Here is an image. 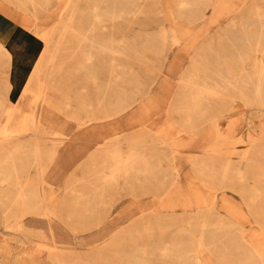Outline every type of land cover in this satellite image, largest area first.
<instances>
[{
	"label": "rangeland",
	"instance_id": "rangeland-1",
	"mask_svg": "<svg viewBox=\"0 0 264 264\" xmlns=\"http://www.w3.org/2000/svg\"><path fill=\"white\" fill-rule=\"evenodd\" d=\"M49 1L46 5L37 2L38 7L32 6L36 21L27 18L31 26L27 29L36 33L45 47L20 93L19 103L25 113L18 111V101L15 104L10 102L8 80L0 79V113L3 112L0 114L2 245L11 244L16 253L32 252L37 260L41 258L53 264L49 248L43 246L47 244L37 242L35 236L20 229L27 219L39 220L40 224L34 225L33 230L44 233L46 243L55 241L59 248L75 251L64 250L63 257L68 264H78L67 259L66 254L72 253L88 264H126L125 256L115 255L116 250L131 251L145 245L156 247L174 240L196 241L194 216L201 212L211 223L216 222L217 215L221 214L239 225L237 232L246 239L247 245L263 255L264 172L260 169L264 167V109L252 101L253 92L242 87V93L232 88L222 99H202V103L211 107L205 115L195 110L181 111L178 106L191 101L193 88L187 87L185 94L182 91L179 94V87L185 73L195 71L193 67L196 65L190 69L192 61L207 66L204 74L211 77L209 83L224 85L229 71L222 57L234 55L238 60L242 53L248 56L246 62L227 65L239 79L253 76L256 66L262 64L264 53L253 44L248 47L246 36L254 28L259 36L264 34V0H221L228 12L213 26L208 23L214 17L216 7L213 4L217 0H129L133 9L141 10L140 14L118 15L115 20L104 15V22L97 26L93 15L87 11L89 4L95 1L104 9H111L113 5L102 2L108 0ZM109 1L121 3L128 0ZM2 5L5 14H13V20L18 22V19L25 18L8 3ZM122 6L114 5L117 13ZM203 14L207 17L206 22L198 19ZM233 19L244 23L247 32L240 25L227 26ZM68 23L75 29L74 36L64 34L63 25ZM218 28L231 31L237 46L221 44L216 33ZM78 34L87 35L93 43L80 40ZM163 34L166 41L162 40ZM204 43L212 46L213 53L206 52V49L210 50L209 46L202 52ZM104 44L117 53L102 50L100 46ZM8 58L5 52L0 55V67L6 65L5 59ZM122 62L155 63L152 69L140 70L116 65ZM127 73H130L131 86L135 87L142 77L147 85L152 78L158 80L154 92L134 106V111L143 110L145 114L138 112L134 115L124 130L121 120L132 112L117 114L111 101L99 97L96 90L105 88L109 93L120 92ZM203 75L200 82H203ZM117 97L113 95L112 98ZM42 113L47 114L49 124L40 122ZM169 120L181 124L189 121L194 127L192 130L181 129L185 140H166L177 134L176 129L168 128ZM216 126L232 138L217 137ZM10 133L15 136L12 143L21 142L13 149V156L8 155L10 150L1 143L3 135ZM130 134L153 139L155 142L152 141L150 147H155V151H151L164 158H170L167 156L170 152H177L176 164L168 165L176 170L157 175L177 178L173 181L169 178L161 190L140 188L137 184L135 189H130L121 181L120 189L111 190L110 186L105 191L91 216L80 222H67L66 212L72 208L80 209L74 193H91V188L101 183L99 171L111 164L108 145L118 138L126 152L129 145L126 138ZM28 137L31 151L34 149L29 166L21 159L26 157ZM229 160L236 171L221 183L214 178L221 177V173L205 174L197 170L203 163L220 170ZM11 162H15V169ZM41 194L56 197L58 205L49 207L56 211L54 216L46 217L42 210L34 213L38 200L42 199ZM8 197L12 198L10 205L7 204ZM47 220L52 222V233L45 224ZM184 230L192 234L181 236L180 232ZM195 248L203 264H225L220 259L221 253L197 245ZM229 256L233 258V255ZM253 261V257L244 254L243 264H254ZM151 262L163 264L158 256ZM1 263L38 264L26 259L14 262L5 257L0 259Z\"/></svg>",
	"mask_w": 264,
	"mask_h": 264
},
{
	"label": "crops",
	"instance_id": "crops-1",
	"mask_svg": "<svg viewBox=\"0 0 264 264\" xmlns=\"http://www.w3.org/2000/svg\"><path fill=\"white\" fill-rule=\"evenodd\" d=\"M0 55L4 54V52L9 55L8 59H5L6 62L3 66L0 67V79H7L9 85H10V102L12 104H15L16 101L19 102V97L22 89L24 88L25 84L28 81V78L35 66L36 61L42 54L44 50V43L40 39V37H37L34 29L33 34L28 29H31L30 23L28 24V20L30 18H33L35 21L37 18L35 17L36 14L35 10H33V5L31 4L30 0H0ZM40 1V0H36ZM218 1V0H217ZM3 3H8L9 5L13 6L16 10L20 11L25 18L22 17V19H18V22L13 20L12 16L13 14L10 13V15L5 14L3 9ZM40 4V3H39ZM213 5L214 7H218L217 2H215ZM219 6H224L222 1L219 3ZM34 12V13H33ZM216 10H214L215 14ZM41 18V16H39ZM202 17V18H201ZM198 17L199 20H203V22H206L207 17L203 14V16ZM215 17V16H214ZM212 18L208 25L213 26L217 23H219L221 18ZM38 18V20L40 19ZM32 19V20H33ZM28 28V29H27ZM251 29V28H250ZM250 29L248 31H250ZM221 32V33H220ZM231 31H222L221 29H217L216 33L219 34V42L221 44L228 43V39L232 40L234 44L232 46H237V40L233 37V35L230 34ZM247 32V31H245ZM251 34L249 36H246L247 38H252L253 35H257L258 31L257 28L252 29ZM221 34V35H220ZM246 35V34H245ZM247 43L249 45V42L247 40ZM211 44V43H209ZM206 52L213 53L211 50V45H208L207 43H204L202 47V52H204L205 48ZM249 47V46H248ZM200 61V60H199ZM237 62V60H235ZM155 62H138V63H130V62H122L117 63L116 65L123 66L124 69H152V65ZM198 64H201L200 62L192 61L191 68L196 65V67H193L195 70L198 69ZM202 65L205 66V64L202 63ZM207 69V67L205 68ZM191 72L185 73V76L182 77V80L180 81V87H179V94H181V91L184 93V91L187 89V87L184 85L185 81L184 79L187 78L190 75ZM203 75V82L202 84H208L209 86L212 85L209 83L208 80H210V77ZM127 79L125 80V85L122 86L117 92H110L109 90H105V88H99L97 89V94L99 97H105L106 101H111L113 108L118 113H124L126 111H131L132 113L130 115H125V118L121 120V122L124 125V130L127 129L129 122L134 118L133 116L136 115L138 112L142 113L141 115L145 114L143 110H137L134 111L135 104L140 100L146 97V95L152 94L154 92V88L156 86V82L158 78H150L151 82L149 85L146 84L144 81V78L142 77L139 79V85L138 87L131 86L130 84V73H127L126 75ZM138 89V90H136ZM113 95L118 96L117 98H112ZM194 91L191 93L190 102H184L181 103L178 106V110L181 111H191L194 110L192 108V103L194 102ZM209 96V95H208ZM113 99V100H112ZM207 99V98H204ZM102 100V98L100 99ZM121 103V104H120ZM99 105H101V102H99ZM157 105V104H156ZM155 105V106H156ZM158 106V105H157ZM91 105H89L90 109ZM152 107L154 108L153 104ZM89 109H83L84 111H89ZM172 109V108H171ZM211 107L209 105L204 104L201 108V110L197 111L201 113V115H205ZM232 110H227V112H230ZM196 112V111H195ZM227 115V114H226ZM169 119V118H168ZM169 125L168 128L173 127L176 129V136L174 137H167L166 140H182L181 134L183 130L181 129H193L192 122L186 121L184 124L181 123H173L171 120L168 121ZM232 123V122H231ZM52 129H54L53 125L50 126ZM180 127V128H179ZM181 130V131H180ZM184 130V132H185ZM55 134V132L53 131ZM216 134L219 138H225L230 137L229 135L225 134L220 127L217 128L216 126ZM185 140V139H184ZM27 141V150H26V157H22L21 159H24V165H31V159L33 157V152L31 151V142H29V137L26 139ZM126 143H128V147L126 152L123 151L122 143L120 142V139L117 138V141L112 142L110 145H108L107 152H108V158L109 164L108 167L102 168L100 173V184L96 187L91 188V193H74L73 196H75V199L78 204V211L75 210V208L70 209L68 212H66V221L67 222H80L81 220L87 219L89 216L93 214L95 211V207L101 203V199L105 196V191L109 189V187L112 189H120L121 188V181L126 182V184L129 186L130 189H135L136 184L140 186V188H146V189H157L161 190L164 189L165 184L167 183V180L169 178L176 179L177 177H157V175L160 174H167L171 173L174 169L172 167H168L169 164L175 165L177 162V152H170L168 153V157L170 158H164L162 156H159V154L151 151H155V147L151 148L150 144L153 139L147 138L146 135H132L130 134L129 138H126ZM155 142V141H154ZM21 150V148L19 149ZM44 157V153H42ZM78 155V153H77ZM165 156V154H163ZM231 162V171L230 174H228V177H224V168L226 167L227 163ZM224 164L222 169L216 170L213 167H211L210 164L203 163L200 165V167L197 168L198 171L201 173H221V177H214L215 179H219L220 183L224 180L230 179L232 174L236 171L235 168L232 166V161L229 160ZM22 165V163H20ZM178 175V174H177ZM124 176V177H123ZM206 179L211 177H204ZM238 178V177H236ZM242 179V178H241ZM84 180H82L83 182ZM139 181V182H138ZM47 185L48 182H45ZM222 186V185H221ZM132 193V192H131ZM99 197L100 200H96V198ZM40 198V197H38ZM41 201L38 200L36 208L34 213L39 212L40 210L45 211L44 216L50 217L52 214L55 215L56 211L50 210L49 207L55 208L58 205V201L56 200V197L52 194L50 196H45L41 194ZM76 207V205H75ZM48 209V210H47ZM37 210V211H36ZM195 223L193 224V228L197 230L193 234L195 235L196 241H181V240H174L167 244H161L157 245L156 247H149V246H138L137 249L131 250V251H125V250H116L115 255L119 256H125L124 262L126 264H153L151 262L153 257L158 256L160 261H162L163 264H197L199 256L198 249L195 248V246L203 247V248H211L213 252L221 253L222 257L220 258L225 264H243V257L244 254L248 257H253L255 261L254 264H260V260L257 257V254H259L257 251L253 250L251 247L247 245L246 239L240 235V233L237 232L239 229V225L232 223L228 218L223 217L221 214H218L216 217V222H209L205 215H202L201 212L196 214L194 216ZM26 227L27 230L33 234V237L35 236L37 238V242H40L42 244L47 245H55L56 242L53 241V243L48 244L46 243V237L44 233H35L33 228L34 225H39V220H31L27 219L26 221ZM48 227V231L51 233L53 232V227L51 226L52 222L50 220H47L45 223ZM38 227V226H37ZM40 228V227H39ZM181 233V236H185L188 233H191L189 230H184ZM35 234V235H34ZM95 235V234H94ZM93 236V235H92ZM34 237V238H35ZM261 243L263 245V254H264V238L261 240ZM58 247V246H57ZM59 248V247H58ZM61 249V248H59ZM63 250V249H61ZM73 251L71 248H65L64 249ZM63 250V251H64ZM73 255H68V260L77 261L78 264H88L86 263L85 259L83 258H77L74 253ZM229 255H233V258ZM70 257H73V259H70ZM134 257V258H133ZM132 258V259H131ZM144 258V259H143ZM124 258H122L123 260ZM142 261V262H141ZM252 261V260H251Z\"/></svg>",
	"mask_w": 264,
	"mask_h": 264
},
{
	"label": "bare ground",
	"instance_id": "bare-ground-1",
	"mask_svg": "<svg viewBox=\"0 0 264 264\" xmlns=\"http://www.w3.org/2000/svg\"><path fill=\"white\" fill-rule=\"evenodd\" d=\"M48 1L49 0H40V1L30 0L31 4L33 6L35 5L36 7L39 6L38 3L46 5V4H48ZM102 2L104 5H106L105 3H107V5H109V6L113 5V7L111 9H107V8L104 9L100 4H98L97 2L94 1V3L89 4L90 7L87 10L88 12H90L93 15V21L95 23V26L104 22V18H102V16H104V15H107L106 16L107 19H114L115 20V19H118L117 18L118 15L120 17L123 15L129 16L132 14H140L141 13L140 9H133L132 3L129 0L126 2H121V3L120 2H116V3L110 2L109 0L107 2H104V1H102ZM217 2L220 3L221 0H218ZM49 3H50V1H49ZM99 3H101V2H99ZM119 4H121L123 6H122V8L119 9L120 13H117L116 10L114 9V5H119ZM208 7L209 6H207V8ZM215 10H216V12L214 14V16H215L214 18H216V19L221 18V16H223L224 14H226L228 12V10H226L225 6L224 7L218 6L215 8ZM262 13H264V12H262ZM239 25L242 26V28L244 29V32L247 31V26L242 22L237 23V20H235V19L230 20L227 24V26H231V27H237ZM63 29L65 32L64 34L69 33L73 36L75 35L74 34L75 29L72 27L71 23L64 24ZM78 38L80 40L85 41V42L93 43L87 35L78 34ZM162 40L166 41V35L165 34L162 35ZM247 40L249 42V47L253 44V45L257 46L259 52L264 53V34H261L260 36L258 34L256 36L253 35L252 38L249 37V38H247ZM227 42H228L227 44H229L231 46L234 44V42L230 39H228ZM100 48L106 52L111 51L112 53H117L113 48L107 46L106 44L101 45ZM262 56H264V55H262ZM222 58L224 59L223 62H225L224 66L228 67V71H229L228 72V78L225 79L224 85H219V83H215V85L209 86L208 84H206V82H205V84H202V82L199 81V78L201 77V75L204 74V72H205L204 70L207 67L206 65L204 66L202 64H198V69H196L195 71H192L190 73V75L184 79V81H185L184 85L186 87H192L194 90V94H195L194 97L195 98H194V102L192 103V108L197 112V111L201 110V108L203 106V103L201 101L202 99L203 100H204V98L222 99V97H226L229 95L228 94L229 90L232 88L239 89L240 93H242V91H241V87H242L243 90L253 92L254 97H253L252 101L255 102L259 108L264 109V59H262V61H261L262 64H258L256 66L255 72H254L252 77L248 76V78H246L245 80H242V79H239L237 76H235L233 70L227 64L228 63L241 64V63L247 61L248 56L243 55L242 53L239 54L237 62H235L236 57L234 55H232V56L231 55L230 56L224 55ZM215 75L220 76V73H215ZM248 83H249V85H248ZM238 84H240V85H238ZM252 101H250V103H252ZM17 108H18V111L20 113H25V111H23L21 104L19 102L17 103ZM0 114L3 115V112H1ZM35 121H37V120H35ZM40 122L44 125L49 124L48 119H47V114L45 115L42 113V115L40 117ZM5 129H6V126H5ZM3 133H4V131H3ZM7 133H9V132H7ZM3 136L4 137L2 138L1 143L3 145H6L8 150H10L8 155L13 156L14 150L18 147V145L19 146L21 145V142L18 144L12 143V138L15 136L11 133L10 134H4ZM230 163L231 162H228L226 167L224 168V177H228V174H230V171H231V168H230L231 164ZM11 164L13 165V168L15 169L16 168L15 162H11ZM27 169H28V167H27ZM260 170L262 172H264V167H261ZM16 173H17V171H16ZM17 176H18V173H17ZM6 181H7L6 179L2 181L3 185L6 183ZM19 197L22 198V193H20ZM6 200L8 201V203H7L8 205H10L12 203L11 197H8ZM25 221L21 224V226L19 225L20 229L24 233L28 232L29 235H31L33 237V234L27 230ZM43 246H47V248H49L51 255H52L51 257L54 260L53 264H68L63 257V255H64L63 250L59 249L55 245H43ZM4 257L6 259H9V260L11 259L14 262H16V261L18 262L21 259H26V260L32 261L34 263L37 262L38 264H50L48 261H44V259H41V258L39 260H37L38 257L34 256V254L32 252L30 254L16 253V249L13 248L11 246V244L2 245V243L0 241V259L2 260ZM257 257L261 261L260 264H264V254L263 255L257 254ZM197 264H203L202 259L200 257L198 258Z\"/></svg>",
	"mask_w": 264,
	"mask_h": 264
}]
</instances>
